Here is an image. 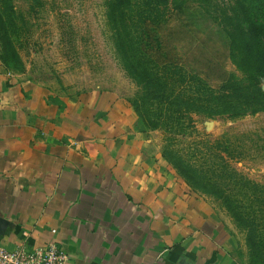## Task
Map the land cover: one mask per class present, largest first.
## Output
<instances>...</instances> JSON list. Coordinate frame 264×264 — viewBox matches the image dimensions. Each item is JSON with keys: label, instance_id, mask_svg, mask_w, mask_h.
Returning a JSON list of instances; mask_svg holds the SVG:
<instances>
[{"label": "rangeland", "instance_id": "374dc122", "mask_svg": "<svg viewBox=\"0 0 264 264\" xmlns=\"http://www.w3.org/2000/svg\"><path fill=\"white\" fill-rule=\"evenodd\" d=\"M172 1L0 0V58L55 102L87 91L123 99L154 150L230 226L241 260L254 264L261 254L264 261V0ZM175 4L186 8V21H197L199 37L228 73L242 76L229 57L230 44L247 48L254 63L250 83L262 94L246 101L261 100L257 112L209 115L186 106L189 98L178 94L177 88L187 86L184 94L194 95V82L182 83L177 75L171 88L172 67L162 70L163 80L155 78L152 72L162 66L140 47L149 44L152 32L170 35ZM155 16L165 21L154 24ZM192 40L174 29L168 45L178 52L170 56L179 58ZM212 71L220 74L216 67ZM181 109L190 110L191 120Z\"/></svg>", "mask_w": 264, "mask_h": 264}, {"label": "crops", "instance_id": "0c3cea01", "mask_svg": "<svg viewBox=\"0 0 264 264\" xmlns=\"http://www.w3.org/2000/svg\"><path fill=\"white\" fill-rule=\"evenodd\" d=\"M111 92L63 102L0 58V243L70 264H245L235 236Z\"/></svg>", "mask_w": 264, "mask_h": 264}, {"label": "trees", "instance_id": "16d2710c", "mask_svg": "<svg viewBox=\"0 0 264 264\" xmlns=\"http://www.w3.org/2000/svg\"><path fill=\"white\" fill-rule=\"evenodd\" d=\"M154 3L160 5H168L171 0H153ZM177 3V0H173L172 4ZM158 9V6H155ZM176 9L170 15V20L173 21L172 30L169 31L170 35H163L159 32H152L150 34L149 44L144 43L140 49L144 55H148L151 61L154 62L156 66H162L155 68V78L161 79V73L163 69H168L172 67L169 74L168 82L173 88L177 80V75L181 78L182 83L188 84V81H192L196 84L197 90L194 95L184 94V91L189 90L183 88L182 91H178L179 95L182 97H188L186 99V106H196L198 110H201L209 115H222L226 114L229 117H238L247 113L257 112L261 106V100L258 99L256 102L246 101L248 97L256 95L260 97L262 91L258 88H254L251 83L249 76V68L254 67V63L249 61V57L245 54L247 53V48H241L236 46L234 43L230 44L228 48L229 57L232 58L233 64H235L237 70L242 72V76H238L235 73H228L225 69H222L223 62L217 58L214 51L207 46L204 39L199 37V32L197 29L198 23L195 19L186 21V18L182 17L185 13L181 6L175 4ZM159 10V9H158ZM160 18V19H159ZM154 17L153 23H159V21H165L161 17ZM196 27V28H194ZM185 31L187 35H190L193 40L190 42L189 46H186L181 51L179 58L170 56L172 51H177V47H170L168 41L172 37L174 29H179ZM171 42V41H170ZM176 43V42H175ZM173 44L175 46L176 44ZM166 49L168 51H166ZM203 57V59H202ZM204 60V61H203ZM207 61L205 67H200V65ZM212 67L218 69V75L212 71ZM169 71V70H168ZM255 83H258V77L253 78ZM216 81L220 83L218 86L212 85L210 82ZM256 87V85H255ZM252 88H254V94H252ZM175 96V95H174ZM189 109H181V113L185 114L187 118L191 120ZM262 255L254 257V264H264Z\"/></svg>", "mask_w": 264, "mask_h": 264}, {"label": "built area", "instance_id": "2783aa9c", "mask_svg": "<svg viewBox=\"0 0 264 264\" xmlns=\"http://www.w3.org/2000/svg\"><path fill=\"white\" fill-rule=\"evenodd\" d=\"M0 264H70V255L56 242L9 249L0 243Z\"/></svg>", "mask_w": 264, "mask_h": 264}]
</instances>
